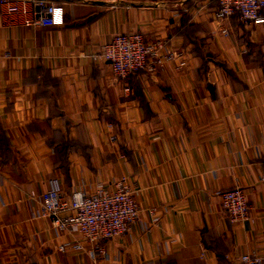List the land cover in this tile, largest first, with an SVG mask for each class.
<instances>
[{
	"label": "crops",
	"instance_id": "obj_1",
	"mask_svg": "<svg viewBox=\"0 0 264 264\" xmlns=\"http://www.w3.org/2000/svg\"><path fill=\"white\" fill-rule=\"evenodd\" d=\"M48 1L63 24H25L0 0V264H264V23L216 22V0ZM131 31L173 58L114 75L97 54ZM120 172L132 229L97 261L60 251L78 236L38 215L40 192L113 189ZM236 186L250 216L233 223L217 194Z\"/></svg>",
	"mask_w": 264,
	"mask_h": 264
},
{
	"label": "built area",
	"instance_id": "obj_2",
	"mask_svg": "<svg viewBox=\"0 0 264 264\" xmlns=\"http://www.w3.org/2000/svg\"><path fill=\"white\" fill-rule=\"evenodd\" d=\"M5 16H19L25 24L60 25L64 23L61 5L48 0H2ZM29 2L30 8L25 3ZM214 15L216 22L237 12L245 24L264 23V0H216ZM223 35L229 32L220 28ZM159 40L146 38L138 31L114 34L105 42L97 56L106 62L114 75L127 76L133 72L154 66L163 60L173 58V54L163 50ZM184 60L178 62L183 66ZM114 140V137H111ZM120 156L123 153H119ZM125 174L119 173L113 189L84 193L62 194L54 184L39 194V216H48L52 226L61 234L74 230L78 236L71 244H60L59 250H87L98 257L104 256L103 241L123 236L136 223L141 207L133 198V190L126 181ZM220 205L230 222L238 223L249 218L250 205L241 187L221 190L217 194ZM63 213L61 215L60 213ZM150 213H153L151 210ZM203 254V253H202ZM236 259L245 264H259L261 257L255 253H243Z\"/></svg>",
	"mask_w": 264,
	"mask_h": 264
}]
</instances>
